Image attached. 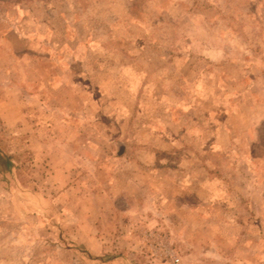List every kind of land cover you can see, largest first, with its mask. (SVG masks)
Instances as JSON below:
<instances>
[{"label": "rangeland", "instance_id": "374dc122", "mask_svg": "<svg viewBox=\"0 0 264 264\" xmlns=\"http://www.w3.org/2000/svg\"><path fill=\"white\" fill-rule=\"evenodd\" d=\"M0 264H264V0H0Z\"/></svg>", "mask_w": 264, "mask_h": 264}, {"label": "crops", "instance_id": "0c3cea01", "mask_svg": "<svg viewBox=\"0 0 264 264\" xmlns=\"http://www.w3.org/2000/svg\"><path fill=\"white\" fill-rule=\"evenodd\" d=\"M175 151H173V153H174ZM63 162H65V161H62V162H60L61 163V167L60 168H63L64 167V169L66 168V166H64V164H63ZM186 163L187 164H190V162H181V163H177V165L179 166V167H186L185 165H186ZM145 169H143V170H146L147 171V173H148V171H150V170H155L156 168H154L153 166H147V167H144ZM157 168H158V166H157ZM185 175H186V173H185ZM144 179H146V180H144L145 182V185H152V183H153V181H152V178H145L144 177ZM192 178H191V175H188L186 178H184V180H183V184L185 183H187L189 186H190V184H191V182H192V180H191ZM200 185H202V182L200 183ZM184 189H186V187H184ZM118 191H121V189H119ZM186 191V190H185ZM196 211V210H195ZM202 214H203V211L201 212H197V215H199V216H202Z\"/></svg>", "mask_w": 264, "mask_h": 264}, {"label": "trees", "instance_id": "16d2710c", "mask_svg": "<svg viewBox=\"0 0 264 264\" xmlns=\"http://www.w3.org/2000/svg\"><path fill=\"white\" fill-rule=\"evenodd\" d=\"M8 157H11V156H9V155H7ZM2 158H3V161H4V159H5V156H2ZM3 163H5V162H3Z\"/></svg>", "mask_w": 264, "mask_h": 264}, {"label": "built area", "instance_id": "2783aa9c", "mask_svg": "<svg viewBox=\"0 0 264 264\" xmlns=\"http://www.w3.org/2000/svg\"><path fill=\"white\" fill-rule=\"evenodd\" d=\"M174 260H175V261H177V258H176V257H174Z\"/></svg>", "mask_w": 264, "mask_h": 264}]
</instances>
